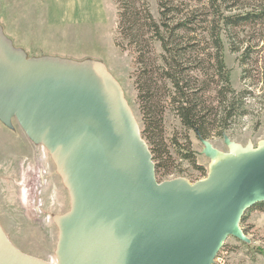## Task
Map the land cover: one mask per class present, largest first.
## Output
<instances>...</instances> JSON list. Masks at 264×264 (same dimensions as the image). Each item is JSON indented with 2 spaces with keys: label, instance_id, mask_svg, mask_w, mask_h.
I'll list each match as a JSON object with an SVG mask.
<instances>
[{
  "label": "water",
  "instance_id": "1",
  "mask_svg": "<svg viewBox=\"0 0 264 264\" xmlns=\"http://www.w3.org/2000/svg\"><path fill=\"white\" fill-rule=\"evenodd\" d=\"M49 153L70 197L54 218L55 264H214L247 245L245 213L264 203V140L228 152L198 132L205 179L159 182L120 83L98 63L28 60L0 33V122ZM0 264H54L16 248L0 225Z\"/></svg>",
  "mask_w": 264,
  "mask_h": 264
},
{
  "label": "rangeland",
  "instance_id": "2",
  "mask_svg": "<svg viewBox=\"0 0 264 264\" xmlns=\"http://www.w3.org/2000/svg\"><path fill=\"white\" fill-rule=\"evenodd\" d=\"M66 1L0 0V33L28 60L51 58L103 65L122 86L142 137L159 157L158 181L186 178L196 183L205 179L210 160L202 154L203 145L195 131L182 125L168 99L163 100L166 108L159 125L160 118L152 107V100L144 104L139 98L136 80L143 65L135 62L132 51L118 46L121 38L116 1L85 0V4L80 0H75L77 3ZM228 1L233 8L225 14L255 12L260 18L238 29L222 30L220 34L230 83L243 97L244 113L230 119L226 124L229 128L223 133L212 130L206 137L222 152H228L224 135L242 146L249 143L257 146L264 140V79L260 77V69L264 67V0ZM147 2L154 19L159 22V0ZM200 2L191 3L188 9L195 11L196 31L190 38L178 36L176 41L180 44L191 41L193 51L183 58L190 63L187 75L199 81L196 87L206 89L214 88L220 80L214 62L208 57L215 51V34H210L208 21L212 20L216 10L208 5V0ZM65 5L67 9L63 13ZM48 12H51V18L47 16ZM233 47L241 50L233 52ZM244 53L249 55L248 58ZM161 55L162 49L155 43L147 62L154 64L151 69L156 72L164 63ZM161 85L162 80L158 82V86ZM167 90L163 94H168ZM207 96H210L208 104L216 109L214 116L219 120L223 116V107H219L214 92ZM39 169L44 173L40 179L43 187H37L35 196L37 202L41 201L40 209L32 198L28 202L23 194L24 190L30 189L33 193ZM70 206L69 193L45 148L34 144L15 120L12 129L0 122V225L11 243L30 256L55 264L59 232L54 218L67 213ZM241 228L246 231L251 244L246 246L233 237L228 238L214 264H264V210L259 206L250 210L241 222Z\"/></svg>",
  "mask_w": 264,
  "mask_h": 264
},
{
  "label": "trees",
  "instance_id": "3",
  "mask_svg": "<svg viewBox=\"0 0 264 264\" xmlns=\"http://www.w3.org/2000/svg\"><path fill=\"white\" fill-rule=\"evenodd\" d=\"M118 6L119 34L121 42L118 46L124 50H130L135 54V62L143 65L141 74L136 80L139 98L144 104L152 100V107L157 110L159 125L163 122L166 106L163 100L170 102L183 126L198 132L204 139L212 130L223 133L229 127L226 125L234 116L243 115V97L237 94L230 83L229 71L223 59V44L220 39L222 30L229 31L247 26L260 18L258 13L225 14L233 8L228 0H208V5L216 11L212 14L209 23L210 34H215L214 53L208 54L214 62L220 80L214 88L206 89L196 87L199 82L187 75L190 63L183 61L187 54L192 52L193 45L190 40L186 43H177L176 37H188L196 31L198 22L195 19V11L190 10L191 3H201V0H159L160 21L154 19L147 0H115ZM218 17V19H213ZM149 36V37H148ZM192 40V39H191ZM158 43L162 49L163 65L158 67V72L153 68L154 64L147 62L148 55L154 51V45ZM233 52H239L241 48L233 47ZM246 52V50H245ZM245 58H248V54ZM200 56V55H199ZM244 58V59H245ZM261 80L264 79V67L260 69ZM247 72V71H246ZM251 73V71H249ZM160 73V74H159ZM216 75H212L213 81ZM156 77V78H155ZM162 80L163 85L158 86ZM171 88L167 90V88ZM168 91V94L164 91ZM211 92L219 100L223 107V116L218 120L214 116L215 108L210 107ZM201 94V95H199ZM225 105V106H222ZM219 110V109H217ZM218 114V111H216ZM214 116V117H213ZM219 123L218 127L214 126ZM153 160L156 161V175L161 168L155 151L151 150ZM155 155V156H154ZM264 210V203L255 207ZM252 208V209H253ZM250 209V210H252ZM248 210L243 219L245 221ZM246 234V231L244 230ZM246 246H248L246 244Z\"/></svg>",
  "mask_w": 264,
  "mask_h": 264
},
{
  "label": "built area",
  "instance_id": "4",
  "mask_svg": "<svg viewBox=\"0 0 264 264\" xmlns=\"http://www.w3.org/2000/svg\"><path fill=\"white\" fill-rule=\"evenodd\" d=\"M40 180V179H39ZM37 187H43V183L42 181H40L39 185H38V179L36 180L35 182V187H34V191L32 193L31 189L29 191H26L24 190L23 191V194L26 196V198L28 199L27 201L30 202V199L32 198L33 201H35L39 207V209L42 207V204H41V201H38L36 200L35 196H36V190H37ZM34 194V196H32Z\"/></svg>",
  "mask_w": 264,
  "mask_h": 264
},
{
  "label": "crops",
  "instance_id": "5",
  "mask_svg": "<svg viewBox=\"0 0 264 264\" xmlns=\"http://www.w3.org/2000/svg\"><path fill=\"white\" fill-rule=\"evenodd\" d=\"M65 3L67 2L66 0H63ZM74 2L75 0H71V2ZM76 1H79V0H76ZM75 1V2H76ZM80 1H82V3H84L85 4V0H80ZM77 3V2H76ZM80 4H82L81 2H79ZM67 9V5H65L63 8H62V10H63V13H64V11ZM47 16L49 17V18H51V16H52V14H51V12H48L47 13Z\"/></svg>",
  "mask_w": 264,
  "mask_h": 264
},
{
  "label": "bare ground",
  "instance_id": "6",
  "mask_svg": "<svg viewBox=\"0 0 264 264\" xmlns=\"http://www.w3.org/2000/svg\"><path fill=\"white\" fill-rule=\"evenodd\" d=\"M41 168H42V167H41ZM37 176H38L37 178H39V179H43L44 173L41 172V169L38 170ZM39 179H38V180H39ZM40 181H41V180H40ZM40 181H39V183H40ZM42 183H43V181H42ZM43 184H44V183H43ZM38 185H39V184H38ZM23 202H24V198H23ZM34 202H35V201H34ZM34 204H35V203H34Z\"/></svg>",
  "mask_w": 264,
  "mask_h": 264
}]
</instances>
